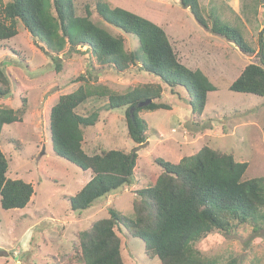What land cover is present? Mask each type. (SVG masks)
<instances>
[{
	"label": "rangeland",
	"instance_id": "374dc122",
	"mask_svg": "<svg viewBox=\"0 0 264 264\" xmlns=\"http://www.w3.org/2000/svg\"><path fill=\"white\" fill-rule=\"evenodd\" d=\"M95 1L73 0L75 13L84 15L85 4ZM102 1L162 26L173 48L182 58L187 57L189 65L203 68L216 88L207 94L202 115L193 123L187 93L177 87L174 91L178 93L173 94L165 87L163 99L171 109L140 112L147 122V140L145 146L135 150L134 179L90 207L73 211L69 197L83 187L91 172L53 151L48 128L51 106L59 95L77 87L72 79L79 74H90L93 82L116 92L156 78L137 65L121 73L113 69L97 71L92 57L77 52L63 57L57 71L41 44L18 22L17 34L0 41V66L10 82L9 92L0 97V107L16 109L23 98L26 105L20 121L2 126L0 148L8 160L6 175L30 182L33 194L23 208L4 209L0 205V264H82L70 255L78 231L108 215L110 207L130 216L136 189L147 186L149 176L159 170L154 157L178 161L208 145L246 161L244 179L264 177V96L228 89L244 65L258 61L259 38L264 35V8L259 0H198L204 16L211 14L238 29L253 47L251 53L203 27L179 0ZM101 24L111 33H119L105 21ZM123 35L125 48L140 52L137 37ZM105 102L104 98L90 97L76 108L82 115L92 111L100 115L93 126L84 129L83 149L88 154L111 148L133 152L139 144L127 135L125 108H108ZM259 225L254 230L250 224H241L227 234L212 230L196 241L195 247L206 256L216 257L220 264H264V222ZM115 230L121 237L126 264H160L156 257L146 256L142 240L131 236L124 226Z\"/></svg>",
	"mask_w": 264,
	"mask_h": 264
},
{
	"label": "trees",
	"instance_id": "16d2710c",
	"mask_svg": "<svg viewBox=\"0 0 264 264\" xmlns=\"http://www.w3.org/2000/svg\"><path fill=\"white\" fill-rule=\"evenodd\" d=\"M179 1L210 32L223 36L243 52H254L238 29L211 14L204 16L198 0ZM259 3L264 8V0ZM84 10V15H77L73 0H0V41L15 36L19 22L41 44L55 63V70L61 68L63 57L77 52L92 57L97 71L113 69L121 73L137 65L156 78L116 92L93 82L90 74H79L72 79L77 87L59 95L51 106L48 128L53 151L91 172L83 187L69 197L73 211L84 210L97 199L131 183L137 157L135 151L113 148L88 154L83 149L84 129L93 126L100 115L98 111L77 113L80 104L98 97L105 99L108 108L124 107L127 135L138 145L147 140V122L140 112L171 109L163 99L165 87L173 94L178 93L174 91L177 87L187 93L188 107L195 117L193 123L202 115L207 94L216 88L201 69L188 67L182 61L159 24L102 0L85 4ZM103 21L119 33H111L101 24ZM123 33L137 37L140 52L125 48ZM257 54L258 61L244 65L228 89L264 96L262 33ZM9 83L0 66V97L9 92ZM146 100L150 101L138 106ZM25 105L23 98L16 109L0 107V132L3 125L21 120ZM153 161L159 170L149 176L147 186L136 189L132 214L127 216L110 207L108 215L78 231L70 253L73 260L82 264H126L121 237L115 230L122 225L131 236L142 240L146 256L156 257L160 264H220L216 257L197 249L195 242L212 230L227 234L241 224H250L256 230L264 222V177L244 179L247 162L236 160L229 151L204 145L178 161L162 157H154ZM7 168L8 160L0 148V205L4 209L23 208L33 194L32 184L9 178Z\"/></svg>",
	"mask_w": 264,
	"mask_h": 264
},
{
	"label": "water",
	"instance_id": "95a60500",
	"mask_svg": "<svg viewBox=\"0 0 264 264\" xmlns=\"http://www.w3.org/2000/svg\"><path fill=\"white\" fill-rule=\"evenodd\" d=\"M263 13H264V11H263ZM263 17H264V16H263ZM149 101H150V100H146V101L140 102V103H138V106L145 105V104H147ZM131 111H133V108H131ZM145 145H146V142H143V143L139 144V145L134 149V151L137 150L140 146H145ZM134 151H133L132 153H134Z\"/></svg>",
	"mask_w": 264,
	"mask_h": 264
},
{
	"label": "crops",
	"instance_id": "0c3cea01",
	"mask_svg": "<svg viewBox=\"0 0 264 264\" xmlns=\"http://www.w3.org/2000/svg\"><path fill=\"white\" fill-rule=\"evenodd\" d=\"M187 52H188V51H187ZM181 57H183V56L181 55ZM184 60L186 61V63H185ZM187 60H188L187 57H186L185 59L182 58V61H183L188 67H191V68H199V69H201L202 71H204L203 68H201V67H198V66L193 67L192 65H189Z\"/></svg>",
	"mask_w": 264,
	"mask_h": 264
}]
</instances>
